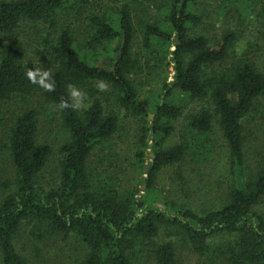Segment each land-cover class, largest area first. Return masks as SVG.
Listing matches in <instances>:
<instances>
[{"label": "trees", "instance_id": "obj_1", "mask_svg": "<svg viewBox=\"0 0 264 264\" xmlns=\"http://www.w3.org/2000/svg\"><path fill=\"white\" fill-rule=\"evenodd\" d=\"M71 1L0 0V35L11 37L23 22L47 24L48 37L42 40L52 62L49 69L39 66L35 70L18 42L8 38L0 46V132L6 128V151L14 172V190L0 201V264H27L14 246L23 223L76 236L87 249L77 264H138L143 257L151 264H178L172 242L157 241L161 230L179 235L196 254L216 252L224 264H264V214L255 209L264 197V159L249 176L242 126V120L261 105L260 100L264 121V68H258L253 54H248L249 48L257 45L245 42L247 48L237 55L236 31L223 30L214 45L204 36H190V27L200 23L193 10L197 0H144L147 11L139 23L132 0H114L120 2L115 10L106 12L96 4L87 16L85 46L88 50L105 46L103 54L97 52L92 58L75 45L67 20L58 26L57 18L69 16L65 10ZM250 2L237 6L240 21L253 14L264 22V0ZM256 31L264 41V26ZM137 33L144 63L154 67L156 62L161 68L160 63L166 61L173 70L172 80L162 84L155 105L139 98L133 82L140 63L133 53ZM92 84L110 90L118 111H106L100 98L94 96L99 92ZM77 89L91 96L79 111L72 95ZM35 92L54 105L68 134L58 149L59 182L50 189L35 182L51 153L49 145L37 140V110L25 108L4 115L2 109L10 100L25 103ZM175 93L207 101L212 110L202 108L190 115L180 142L164 147V139L174 129L170 122L182 112L171 103ZM121 112L139 122L133 167L143 170L146 151L152 153L149 171L141 182L145 189L138 198L137 189L121 193L103 172L90 169L93 152L116 135ZM149 114L154 117L151 122L147 121ZM214 119L232 176L224 203L198 214L170 201L150 199L156 174L162 168L181 163L189 152L207 159ZM218 236H225L226 242L215 243Z\"/></svg>", "mask_w": 264, "mask_h": 264}, {"label": "rangeland", "instance_id": "obj_2", "mask_svg": "<svg viewBox=\"0 0 264 264\" xmlns=\"http://www.w3.org/2000/svg\"><path fill=\"white\" fill-rule=\"evenodd\" d=\"M250 0H234L226 2L223 0H197L193 10L200 17V23L190 27L189 35H201L207 38L210 45H214L220 38L223 30L231 29L237 32L238 45L235 48L236 54H241L245 42L251 40L257 47L249 48L248 54L252 55L253 63L258 68H264V41L261 32L264 22L262 19L256 20L253 14L248 20L241 22L238 18L236 8L238 5L248 6ZM99 4L106 12L115 10L120 2L114 0H87L82 3L80 0H73L67 5L68 17L57 18L58 26L65 20L71 25L75 45L86 54L94 57L95 53L103 54V48L97 47L88 50L85 46L86 35L89 32L87 16L92 11L93 6ZM256 4V3H255ZM146 2L144 0H132V8L136 14V22H141L145 14ZM256 10L257 6H256ZM139 24L136 23V28ZM256 31V32H255ZM48 28L45 23L30 24L23 22L19 28L11 35L5 37L0 35V46L12 38L24 49L27 59L31 61L34 69L43 66L48 69L52 62L45 54V37H48ZM55 37V36H54ZM53 37V38H54ZM140 37L136 34L133 53L140 59L136 72L133 74V82L139 92L140 99H146L150 104L155 105L161 93L162 84L172 80L173 70L171 65L166 66V61L161 64V68L145 64V54L140 49ZM52 42V39H50ZM80 46V47H79ZM247 48V47H246ZM101 59V58H100ZM103 59V57H102ZM101 59V60H102ZM232 60V59H231ZM159 64V65H160ZM41 66V67H39ZM91 87L99 92L94 96L99 97L103 102L106 111H118L114 103V98L110 90L100 84H92ZM80 95L73 96L75 106L82 110L88 105L91 96L85 90H75ZM171 103L182 108L180 117L176 121H171L172 133L163 141L164 147H170L180 142V136L187 118L199 112L202 108L212 110L211 105L204 100H190L183 94L175 93L171 96ZM261 105L255 106L256 110L250 112L243 120L244 151L246 158V169L249 176L254 175L264 159V121L261 117ZM32 108L38 113V142L49 145L51 153L45 167L35 178V182L45 188H55L59 182L58 163L60 156L59 147L68 140V134L61 127L57 109L51 103L43 99L40 92H35L26 98L25 103L17 100L5 102L2 109L6 113L13 114L15 110ZM9 118L10 117H6ZM153 115L149 114L147 121L153 120ZM8 119V120H9ZM116 135L109 140L102 148L98 147L91 156L92 171L103 172L110 178V182L121 192H131L133 190L138 195L143 194L145 189L141 183L145 178L146 169L150 166L151 151L147 150V158L144 162V169L134 168L133 145L137 139L139 122L136 118L121 112ZM6 128L0 132V201L7 194L14 190V172L6 151ZM209 153L207 159L203 160L196 153L189 152L184 160L173 166L162 168L156 174L154 188L150 191L149 198L157 203L170 201L178 206L188 207L198 214H203L210 210L218 209L226 200L229 189L232 186V176L228 170V156L224 145V140L216 125L215 119L209 134ZM109 154V155H107ZM108 156V157H107ZM99 160H102L100 163ZM255 209L264 214V197L256 205ZM215 243L226 242L225 236L215 238ZM157 241L172 242L178 264H224L216 252L207 255H199L192 252L183 239L174 233L160 231ZM14 246L19 255L24 257L27 264H77L87 253L86 247L74 235L64 236L58 233H50L44 230L43 226L33 223H23L14 239ZM138 264H151L143 257Z\"/></svg>", "mask_w": 264, "mask_h": 264}, {"label": "clouds", "instance_id": "obj_3", "mask_svg": "<svg viewBox=\"0 0 264 264\" xmlns=\"http://www.w3.org/2000/svg\"><path fill=\"white\" fill-rule=\"evenodd\" d=\"M28 75H29V78L32 77V73H31V72H29ZM103 87H104V85H101V88H103ZM72 95H73V96H79L80 94H79L78 92H76V91H73V92H72Z\"/></svg>", "mask_w": 264, "mask_h": 264}, {"label": "water", "instance_id": "obj_4", "mask_svg": "<svg viewBox=\"0 0 264 264\" xmlns=\"http://www.w3.org/2000/svg\"><path fill=\"white\" fill-rule=\"evenodd\" d=\"M150 157L152 158V155H150ZM148 171H149V168L146 169V172H148ZM137 206H140V203H138Z\"/></svg>", "mask_w": 264, "mask_h": 264}]
</instances>
